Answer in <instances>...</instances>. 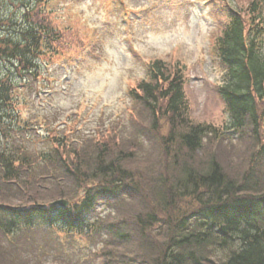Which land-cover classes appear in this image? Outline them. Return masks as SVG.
I'll return each mask as SVG.
<instances>
[{
	"label": "rangeland",
	"instance_id": "1",
	"mask_svg": "<svg viewBox=\"0 0 264 264\" xmlns=\"http://www.w3.org/2000/svg\"><path fill=\"white\" fill-rule=\"evenodd\" d=\"M10 1L0 0V17L23 19L26 10L23 6L29 5V1ZM252 1L264 4V0H50L46 3L45 12L64 35L67 47L39 64L33 73L40 75L39 79L32 74L17 79L13 121L20 127L26 122L31 124L32 132L28 135L36 140L35 150L36 147L41 151L47 149L43 142L46 131L55 129L58 135L76 138L74 148L78 149L80 158L91 154L94 144L109 151L107 161L123 153L128 155L121 156L117 166L130 173L126 179L118 177L117 193L97 203L92 222L103 225L98 226L101 230L98 234L62 229L34 231L36 239L6 238L0 234V264H24L26 259L29 264H117V260H134L142 248L111 239L104 228L114 216L132 222L142 214L155 219V224L147 230L151 240L145 250L155 257L152 249L160 245L158 240L164 241L167 234H173L181 219L186 218L190 223L196 218L202 208L196 199L164 196L158 185L161 176H165L169 186L175 182L182 166L176 161L187 150L176 137L171 146L173 156L168 157L164 151L168 145L161 141L172 134L170 123H153L149 112L141 101H134L130 91L148 79L153 62L162 61L170 72L180 70L187 80L184 92L191 106L188 120L225 130L229 117L219 86L226 78V71L216 55L215 38L228 19L226 8L235 5L242 13L250 8ZM261 31L264 54V29ZM248 130L244 129V140L241 131L223 133L222 140L221 134L204 138L190 165L200 168L214 155L229 179L242 182L255 144L247 139ZM84 194L85 189L80 190L79 198ZM50 199L39 203L50 204ZM168 247L167 242L161 249Z\"/></svg>",
	"mask_w": 264,
	"mask_h": 264
},
{
	"label": "trees",
	"instance_id": "2",
	"mask_svg": "<svg viewBox=\"0 0 264 264\" xmlns=\"http://www.w3.org/2000/svg\"><path fill=\"white\" fill-rule=\"evenodd\" d=\"M28 1L20 30L13 28L7 16L0 17V234L36 239L34 231L58 229L60 222L74 231L98 234V226L103 225L92 222V214L99 201L118 192V177H128L130 172L117 166L119 158L128 155L123 153L107 161L109 151L94 144L95 150L80 158L74 148L76 138L58 135L55 129L46 131L43 142L47 149L35 150L36 140L28 135L31 124L26 122L20 127L13 121L17 79L26 74L36 76L33 73L41 60L67 47L64 35L48 21L44 0ZM255 13L264 14L261 1L252 4L251 14ZM241 19L230 16L215 46L219 62L227 71L219 86L229 117L225 130L188 120L191 106L184 92L187 80L180 70L170 72L161 61L151 64L148 79L130 91L134 101H141L149 112L153 123H170L173 132L161 141L168 145L164 149L168 157L173 156L171 146L176 137L188 152L178 154L180 160L176 163L182 166L173 184L167 185L165 176L160 177V192L172 198L192 197L202 208L190 223L181 219L173 234L158 240L160 245L152 249L155 257L145 252L150 239L147 230L155 219L142 214L132 222H124L114 216L105 232L111 239L140 246L143 251L139 250L134 260H117V264H264V57L255 41H248L242 23L245 20ZM244 129H249L247 139L255 144L242 182L229 179L214 155L200 168L190 165L204 138L221 134L222 140L223 133L241 131L244 140ZM109 185L113 188H107ZM84 189L80 199V190ZM48 197L50 202L65 198L73 205L41 207L46 204L39 202ZM165 242L169 247L162 251ZM26 260L24 264H29Z\"/></svg>",
	"mask_w": 264,
	"mask_h": 264
},
{
	"label": "water",
	"instance_id": "3",
	"mask_svg": "<svg viewBox=\"0 0 264 264\" xmlns=\"http://www.w3.org/2000/svg\"><path fill=\"white\" fill-rule=\"evenodd\" d=\"M55 204H60L62 206H65L68 204V202L64 201V200H59V201H56Z\"/></svg>",
	"mask_w": 264,
	"mask_h": 264
}]
</instances>
